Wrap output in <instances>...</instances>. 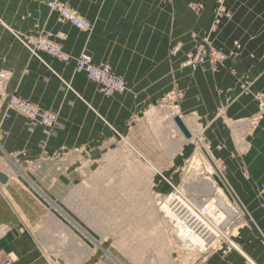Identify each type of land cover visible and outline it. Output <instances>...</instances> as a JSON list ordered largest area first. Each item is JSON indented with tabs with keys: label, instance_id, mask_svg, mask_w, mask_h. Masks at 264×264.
<instances>
[{
	"label": "crops",
	"instance_id": "1",
	"mask_svg": "<svg viewBox=\"0 0 264 264\" xmlns=\"http://www.w3.org/2000/svg\"><path fill=\"white\" fill-rule=\"evenodd\" d=\"M46 1L0 0V7L8 9L5 17L0 14V71L11 75L5 95H17L57 116L55 126L46 129L7 110L0 100L1 154L33 167L30 175L39 191L60 203L63 192L69 194L79 182L72 170L61 172L73 166L62 154L66 158L98 143L111 145L114 134H133L142 151L158 153L151 158L163 169L160 175L177 183L192 145L184 142L172 157L167 154L180 135L164 118L176 111L199 127L205 155L221 169L231 200L245 216L236 228L238 250L211 252L201 264H264V199L258 192L264 183V118L256 125L250 122L257 112L256 95H264V0L225 1L229 17L210 37L218 57L195 71L180 65L195 51L192 35L201 40L210 32L217 0H71L91 23L90 34L59 22ZM33 29L66 34L67 53L73 58L85 53L96 65L108 64L125 80L126 92L104 97L85 74L74 72L73 61L32 57L12 32ZM166 95V108L156 109ZM151 111L152 125L147 120ZM142 116L147 129L140 131ZM145 135L151 149L143 147ZM39 198L14 175L0 184V258L10 257L15 264L127 263L112 247L117 242L124 248L125 225L112 230L107 209L92 211L94 224L83 225L90 235L81 228L90 241L82 232L73 233ZM146 226L145 256L135 264H175L165 239L156 235L158 227ZM149 246L156 249L155 256Z\"/></svg>",
	"mask_w": 264,
	"mask_h": 264
},
{
	"label": "rangeland",
	"instance_id": "2",
	"mask_svg": "<svg viewBox=\"0 0 264 264\" xmlns=\"http://www.w3.org/2000/svg\"><path fill=\"white\" fill-rule=\"evenodd\" d=\"M49 1H55V0H47L45 2L46 7H47V2ZM58 1L65 3L70 8L77 10L81 15H83L81 10L71 5V0H58ZM47 9L50 13H53L56 15L57 20L59 22L64 23L60 20L59 16L55 12H52L48 7ZM7 12H8V9L6 7H0V14H2V16L5 17L7 15ZM83 17L85 18L84 15ZM214 28H217L216 24L214 25L212 24L210 30ZM12 33L22 34L26 36L31 35L33 38H37V39H40V38L46 39L45 41L49 43L52 47L60 49V51H62L65 55L69 57L68 61H62L54 57H50V58L57 60L59 62L65 63V64H68L69 62L73 61L75 73H78L75 70L76 60L81 55H87L85 53H82L78 57L73 58L69 53H67L63 45V42L66 40L67 36L64 33L61 34V32L52 33V32L44 31L42 29H33V30H27L26 32L13 31ZM85 33L90 34L91 32H85ZM212 33L213 32H209L206 35V37L201 40H199L196 35H192V39L194 42L193 49L195 50L199 45L205 43L213 51V47L211 45V40H210ZM14 38L18 40L15 36ZM19 43L21 44L22 47L26 49V47L20 41ZM195 52L196 51H191V53H189L186 61L181 63L180 65L181 68H185L183 67V65L187 61H189V59H192L191 57L195 56L194 54ZM41 57L42 55H40V58ZM100 65H104V64H100ZM197 67L192 68V67L187 66L186 68H189L191 71H195ZM126 90H127V85H126ZM126 90L120 94H124ZM175 93L180 94L179 92H177V89ZM167 96L168 95H166L162 101H159L158 104L155 105L156 109L163 110L164 108H166L167 101H168V99H166ZM170 97H172L171 93H170ZM153 113L154 112L152 111L149 112L148 117H147V120L151 125H152V117L155 116V114ZM158 115L159 114H157L156 117ZM144 117L142 116L140 121L137 124L138 127H140V125L142 124V127L139 128L140 131H142L141 129H147L145 127ZM175 118H178L180 122L183 124V126L186 128V130L189 133V137H186L182 133V131L180 130V128L175 122ZM164 119H167L166 123L170 124L169 125L170 129L174 130V132L180 135V137L172 143L171 152L169 151L167 152V154L170 157H172L175 153L179 151L181 144H183L184 142H190V144L192 145V152H191L190 158L186 162L185 166L179 169V172L177 173L180 175V181H178L177 183H169L165 177L160 175L163 169L157 166V162L153 158H151L152 157L151 155L157 157L158 153L151 152V151H142L139 148V146L135 143L136 137H134L133 134L124 136V137H120L114 134L111 145H107V144L103 145L102 143H98L94 147H92V149H90V151L92 152L76 151L71 154L68 153L66 155V158L64 157V154H62L61 159H65V161H68L69 163L70 161H72L73 166L69 168L67 167L68 169H65L64 167V169H62L61 172L66 173V172H69V170H72L71 172L78 176L79 182L77 183V185H75V187L70 191L69 194L65 195L64 194L65 192H63L64 196H63V199L60 201V203H55L54 201H51L49 198L46 199V197H43V194L41 193L39 195V190L37 191L35 189V187L38 188V186L35 184V182L33 181L30 175V172L33 171L32 169L33 167H27L26 166L27 164L24 160L16 161L15 159L17 158L6 157L0 152V172L4 173V171H2L1 169L3 170L6 169L8 171L13 172L14 178L15 179L19 178L22 185L26 189H28L30 192L34 193V195L37 198H39L40 196L39 200L42 206L44 207L51 206L54 210H56V212L59 213L60 216L63 218V223H66L68 225V228L71 229L72 232L75 233L76 235L78 233L82 234L81 231L79 230L81 228L84 229L88 233V231L85 229L83 225H88V224L93 225L94 224L95 221L93 219L95 220L97 219V217L92 216V213H93L92 211L94 209H97V210L107 209L110 212V225H111L112 230L113 229L118 230L119 224L125 225V228H126L125 231H126L127 237L125 238L126 241L124 242V248L121 247L117 242H114L112 244V247L117 248V250L119 249L122 255L124 256V258H126L125 260L127 263L125 264H135L136 260L139 261L143 256H145L142 254V250L146 248V247H143L142 245L144 244V236L147 233V232H144V230H146V228L148 227L146 225L148 224L153 225L154 223L153 222L154 219L147 216V210L145 209L148 208L150 204L153 206L154 202H156V205L159 206L158 205L159 203L161 204L163 201H167L168 199H170L173 196V193H175V191L182 190L185 196L187 197V200L185 202V201H182L180 198H177V196L179 197V195L178 193H176L175 196L176 195L177 196L174 198V201L176 200L175 201L176 204L175 206H173L174 211H176V213H179V214L180 213L184 214L185 211L188 212L187 216L181 215V214L180 215L178 214V215L180 216V218L182 217L185 220H192L193 222H196L199 229H201L200 226H202V229L204 232L203 233L204 239L206 240V243H207L206 250L200 255L196 254L195 252H191L187 254L182 252L180 248L181 246H179L181 245V243H179V241L175 242L174 238H172V236H174L173 235L174 232L177 231V226L174 224V227H173L171 223H169L166 220L165 221L163 220V222H160V226L164 229L166 226L167 230L169 229L168 231L172 230L173 231L172 234H170V236L168 235L167 236L171 238L172 240H174V241L171 240V242L166 243L165 247L170 252L171 255L173 252V255L175 258V264H201L204 261L205 257L209 255L211 252L220 251L222 253H227L231 249L234 250V248L229 245L230 244L229 241H233V242L235 241V237L238 233V230L236 228L237 226H240L242 224V221L245 219V216H243V214L240 213V209L238 206L241 207V205H239V203H236V201L231 200L230 195L232 192L229 186L224 182L221 169L217 168L213 164V162L209 159V157L205 155L204 142L203 144H200L198 142V139L202 137L203 134L202 132H199V127L196 125V123L192 120L190 121V120L181 118L176 111H172L171 114H169ZM196 131H198V133H196ZM146 134L148 135L149 133H146ZM182 135L184 136V138ZM1 139L2 137H1V131H0V147H1V142H2ZM144 139L146 141L144 140L143 147L146 149H151L152 146L149 141L150 136L145 135ZM155 146L156 145H154L153 147ZM135 150L141 151V153L144 155V158L140 157L139 153ZM195 159L201 162L199 163L201 164L200 166H198L199 164L194 166ZM150 164L156 166L159 169V171L158 172L150 171L149 169ZM14 166H17V167H14ZM200 167H202V169H200ZM208 170L212 172V174H210L209 177L208 175H205L208 172ZM22 172L26 174V176L31 180V182L35 185V187L31 186L29 182L23 179V177L21 176ZM4 174L7 175L6 173ZM11 174L12 173L8 174L9 176L7 175V177L13 178V175ZM202 176L204 178H202ZM210 179H212L211 181L213 182L211 184H210ZM205 180H207V182ZM203 183L207 186L205 187ZM200 185L202 186L204 185L203 187L207 189L206 190L205 188L203 189V187ZM208 186L215 187L214 192L215 193L220 192L222 194V198L229 204L230 207H232L237 212L236 217L233 219L234 221L233 220L231 222L229 221L228 222L229 224L227 223L228 225L225 224L223 228L221 227L223 230L227 228V230H224V231L220 230V232L225 233L224 235H222L221 233L215 232L214 230H211L212 227L208 226V224L205 223L207 220V215H205L206 217L204 219V217L202 218L199 213L195 212L197 208H198L197 211H200L199 208L200 209L203 207L205 208V206H207L208 203L210 202L211 198L209 197V193H207V190L210 191L209 190L210 188ZM63 191H66V190H63ZM202 200H204L205 202L204 201L202 202ZM187 201H188V205H187ZM54 206H57L68 218H70L79 227V229H76V227L68 219H66L64 215H62L57 209H55ZM190 208L191 209L196 208V210L193 209V211L199 217L196 218L194 215L189 213L188 209ZM202 210L204 212V209ZM204 220L205 222H203ZM155 226L159 227L156 224ZM84 230L82 231L87 235L86 236L83 233L85 235L84 237L92 241L91 237H89L90 233H88L89 234L88 235ZM63 232L65 233V231ZM165 233L167 234V232ZM111 234L115 235L117 234V232H111ZM164 234L160 236V239L165 238V240H168L167 236L163 237L165 236ZM65 243L66 245L69 244L67 240H65ZM72 246L73 244L71 243L69 245V248H71ZM132 247L133 248L135 247L136 249L135 248L133 249ZM126 248L130 249L128 251H131V252H128ZM137 249H139V251H137ZM147 249L148 251L152 250V254L153 252L155 253L156 251L155 248H151V246H149ZM72 250H74L73 247H72ZM162 251L163 250H160V253ZM134 253H135V256H133ZM155 254L153 255L155 256ZM112 256H115V254L112 253ZM158 256L161 257V255H158Z\"/></svg>",
	"mask_w": 264,
	"mask_h": 264
},
{
	"label": "built area",
	"instance_id": "3",
	"mask_svg": "<svg viewBox=\"0 0 264 264\" xmlns=\"http://www.w3.org/2000/svg\"><path fill=\"white\" fill-rule=\"evenodd\" d=\"M226 0H217L214 7L215 13V24L219 21L228 17L229 14L225 10L224 3ZM47 7L55 12L60 20L64 23L71 24L75 29L84 32H91L92 25L81 15L77 10L70 8L65 3L55 0L47 2ZM29 51L31 56H36L42 61L40 55H46L49 57H54L62 61H68V56L65 55L60 49L52 47L43 38L37 39L33 38L31 35L26 36L22 34H13ZM37 45V46H36ZM195 56L191 57L183 67L186 65L192 68H196L199 64L203 63L207 59H216L218 56L212 51L205 43L199 45L195 49ZM75 70L78 73H84L87 78L96 84L99 91L103 96H111L113 94H120L126 90L125 81L116 75L111 67L107 64L96 65L92 62V59L88 55H81L76 60ZM10 73L6 71H0V100L5 102L7 105V110L13 111L28 120L39 123L46 129H51L55 126L57 121V116L51 112L41 111L36 106L31 103L22 100L17 95L6 96L5 95V85L10 79ZM257 102V112L250 119L253 125H256L258 121L264 118V95H256ZM200 144L205 142V138L202 136L198 139ZM259 195L264 199V184L259 187ZM175 204L172 203V207ZM174 210V208L172 209ZM0 264H15V262L9 258H0Z\"/></svg>",
	"mask_w": 264,
	"mask_h": 264
},
{
	"label": "bare ground",
	"instance_id": "4",
	"mask_svg": "<svg viewBox=\"0 0 264 264\" xmlns=\"http://www.w3.org/2000/svg\"><path fill=\"white\" fill-rule=\"evenodd\" d=\"M228 1V0H226ZM230 1V0H229ZM217 2V1H216ZM226 4V3H225ZM216 5V4H215ZM228 13V12H227ZM229 14V13H228ZM229 17V16H228ZM228 17H224V19L228 18ZM222 21V20H221ZM221 21H219L218 24H216V26L218 27V25L221 23ZM69 24V23H68ZM212 24L214 25L215 24V13H214V17H213V22ZM71 25V24H70ZM72 26V25H71ZM73 27V26H72ZM213 28V27H212ZM216 28L210 30V32H213ZM201 44V43H200ZM195 54V53H194ZM187 67V65L185 66ZM133 148V147H132ZM137 151V150H135ZM140 155V157H143L144 158V155L141 153V151H137ZM198 159V158H197ZM192 160V159H191ZM201 162H199L198 160H194V166L199 164ZM201 164H199L198 166H200ZM199 168V167H198ZM149 169L150 171L152 172H158L159 169L154 166V165H149ZM200 169H202V167H200ZM205 170V169H204ZM149 171V172H150ZM206 171V170H205ZM203 172V171H202ZM152 174V173H151ZM204 174V173H203ZM212 174L211 171L208 170V172L205 174V175H209ZM12 175V174H11ZM201 175V174H200ZM21 176L23 177V179H25L27 182H29L31 184V186L35 187V185L31 182V180L26 176V174H24L23 172L21 173ZM204 176V175H203ZM202 176V178H204ZM150 177V176H149ZM212 177V176H211ZM210 177V178H211ZM149 179V178H148ZM201 179V178H200ZM209 179V178H207ZM204 180V179H203ZM202 180V181H203ZM212 179H210V184L213 183L211 181ZM150 181V180H149ZM201 181V182H202ZM207 182V180H205ZM13 182V181H11ZM200 182V184H201ZM205 183V182H204ZM203 183V184H204ZM149 184V182H148ZM207 184V183H206ZM264 184V183H263ZM205 185V184H204ZM203 185V186H204ZM202 186V185H200ZM202 186V187H203ZM207 185H205L206 187ZM203 187V189L205 188ZM209 187V186H208ZM260 187V186H259ZM200 188V187H199ZM210 188V189H209ZM208 189L210 191L207 190V193H209V197L211 198L210 202L208 203L207 206H205V208H199V210L201 211L202 209H204V212L203 210L200 212V211H197L196 208L194 210H196L195 212L196 213H199L201 215V217L205 219V215H207V220L205 222V220L203 222H205L206 224H208V226H211L212 229L211 230H214L215 232H218V233H221L222 235H224L225 233L224 232H220V230H223L222 228L225 226V224H227L229 221L231 222L237 215V212L236 210H234L232 207L229 206V204L222 198V194L220 192H217L215 193L214 189L215 187H209ZM35 189L38 191L39 189L37 187H35ZM142 189V188H141ZM140 189V190H141ZM147 189V188H146ZM207 188H205L206 190ZM220 190V189H219ZM27 191V190H26ZM149 191V190H148ZM147 192V191H146ZM223 192V191H222ZM258 192H259V189H258ZM29 193V192H28ZM40 191H39V195H40ZM140 193V192H139ZM178 193L179 197L177 196V198H180L182 201H185L187 200V197L185 196L184 192L182 190H178V191H175V193H173V196L168 199L167 201H163L161 204L159 203L157 206L156 205V202H154V205L152 206L150 204V206L148 208H146L145 210H147V216L154 219V223L153 225H158V229H159V232L157 231L156 235L159 236V239H160V236L163 235L165 232H167V234L165 233L163 237H166L167 235L170 236V234H172V230L168 231L167 230V227L165 226V229L162 228L160 226V222H163V220L165 221H168L169 223H171L174 227V224L177 226V231L174 232V236H172V238H174L175 242H178L181 243V251L184 252V253H191V252H195L196 254L200 255L201 253H203L205 250H206V240L204 239V232H203V229H202V226H200L201 229L198 228L196 222H193L192 220H185L183 219L182 217L180 218V214L181 215H185L187 216L188 215V212H184V214L182 213H176V211L172 210V203L173 204H176L175 201H174V198L176 197L175 194ZM206 193V192H205ZM30 194V193H29ZM43 194V197H46L44 195V193H41ZM147 194V193H145ZM42 196V195H41ZM47 199V197H46ZM205 199V198H204ZM166 200V199H165ZM206 200V199H205ZM209 200V199H208ZM160 201V199H159ZM162 201V200H161ZM204 200H202L203 202ZM205 202V201H204ZM207 203V202H206ZM205 203V204H206ZM182 205V204H181ZM187 205H188V201H187ZM190 205V204H189ZM202 205V204H201ZM175 206V205H174ZM183 206V205H182ZM191 206V205H190ZM196 206V204H195ZM194 206V207H195ZM55 209H57L62 215H64V217H66V219H68L77 229H79V227L70 219L68 218L57 206H54ZM153 209H152V208ZM198 207V205H197ZM192 208V207H191ZM188 209L189 213H191L192 215H194L196 218L199 217L198 215H196V213L193 211V209ZM187 209V208H186ZM179 214V215H178ZM190 218V217H189ZM195 218V219H196ZM211 218V219H210ZM209 219V220H208ZM238 219V218H236ZM234 221V220H233ZM199 222V221H198ZM238 222V221H237ZM166 223V222H165ZM205 224V225H206ZM229 224V223H228ZM227 224V225H228ZM240 224V223H239ZM207 226V227H208ZM222 227V228H221ZM228 227V226H227ZM164 229V231L161 230ZM208 229V228H207ZM82 233H84L81 229H79ZM202 230V231H201ZM224 230H227L224 229ZM223 230V231H224ZM212 233V232H211ZM85 234V233H84ZM228 234V233H227ZM86 235V234H85ZM209 235V234H208ZM87 236V235H86ZM168 238V240H165V243H169L171 242V238ZM220 237V236H219ZM229 237V236H228ZM166 238V239H167ZM213 238V237H212ZM211 238V239H212ZM224 238V237H223ZM128 239V238H127ZM165 238H163V241H164ZM170 239V240H169ZM210 239V240H211ZM219 239V238H218ZM217 239V240H218ZM172 240V241H174ZM209 240V239H208ZM220 240V239H219ZM226 240V239H225ZM215 242V241H214ZM228 242V241H227ZM226 242V243H227ZM230 243V244H229ZM229 245L232 246L234 249L238 250L236 244L233 242V241H229ZM140 245V244H139ZM138 245V246H139ZM212 245V243H211ZM137 247V246H136ZM141 247V246H140ZM178 247V246H177ZM133 248V247H132ZM135 248V247H134ZM133 248V249H134ZM231 248V247H230ZM136 249V248H135ZM141 249V248H140ZM126 250H130V249H127ZM156 250V249H155ZM137 251H139V249H137ZM143 251V250H142ZM159 251V250H158ZM178 251V250H177ZM128 252H131V251H128ZM139 253V252H138ZM137 254V253H136ZM193 254V253H192ZM145 255V254H144ZM195 255V254H194ZM196 255V256H198ZM135 256V253L134 255ZM131 257V256H130ZM3 258V257H2ZM135 258V257H134Z\"/></svg>",
	"mask_w": 264,
	"mask_h": 264
},
{
	"label": "water",
	"instance_id": "5",
	"mask_svg": "<svg viewBox=\"0 0 264 264\" xmlns=\"http://www.w3.org/2000/svg\"><path fill=\"white\" fill-rule=\"evenodd\" d=\"M175 122L182 131V133L186 136L189 137V133L186 130V128L183 126V124L180 122L178 118H175ZM8 182V177L4 173L0 172V184H6Z\"/></svg>",
	"mask_w": 264,
	"mask_h": 264
}]
</instances>
